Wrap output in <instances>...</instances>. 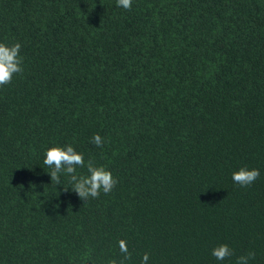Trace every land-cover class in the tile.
Masks as SVG:
<instances>
[{
  "label": "trees",
  "instance_id": "1",
  "mask_svg": "<svg viewBox=\"0 0 264 264\" xmlns=\"http://www.w3.org/2000/svg\"><path fill=\"white\" fill-rule=\"evenodd\" d=\"M0 42L24 69L0 87V264H109L120 240L127 264H264V0H0ZM67 144L110 193L52 184Z\"/></svg>",
  "mask_w": 264,
  "mask_h": 264
},
{
  "label": "clouds",
  "instance_id": "2",
  "mask_svg": "<svg viewBox=\"0 0 264 264\" xmlns=\"http://www.w3.org/2000/svg\"><path fill=\"white\" fill-rule=\"evenodd\" d=\"M133 0H117V6L126 10H131ZM22 45L19 42L6 44L0 42V87L10 84L13 77L24 71L23 57L21 56ZM92 143L102 147L104 141L97 133L92 137ZM43 164L51 168L49 172L52 184L60 185L61 174L70 177L69 183L71 190L76 193L83 201L91 198H98L103 192L110 193L117 185L118 180L112 172L105 166H97L92 160L85 162L84 154L78 152L73 145H56L50 147L45 154ZM87 169V175L78 174L77 168ZM260 176L259 169L240 168L232 175L233 181L241 187L250 186ZM68 188H64L67 192ZM122 258L112 260L109 264H127L131 260V253L128 250L125 240L119 241ZM212 255L218 261H224L233 255V249L228 244H221L212 250ZM255 258L254 252H249L237 258V264H249V261ZM149 255L144 254L141 264H147Z\"/></svg>",
  "mask_w": 264,
  "mask_h": 264
}]
</instances>
